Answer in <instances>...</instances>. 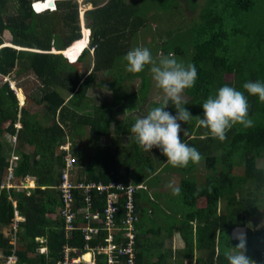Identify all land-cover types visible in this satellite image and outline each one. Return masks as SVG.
<instances>
[{"label":"trees","instance_id":"1","mask_svg":"<svg viewBox=\"0 0 264 264\" xmlns=\"http://www.w3.org/2000/svg\"><path fill=\"white\" fill-rule=\"evenodd\" d=\"M8 1L0 0V77L8 76L17 65L16 74L29 71L40 85L39 95L31 98L32 104L41 105V114L50 123L42 125L37 111L26 105L18 107L8 81L0 83V186L12 151L17 155L11 162L14 178L31 175L35 184L28 190L1 189V257L15 255L13 264H44L59 258L65 244L84 250L82 234L77 228L80 219L74 222L76 228L66 238L63 219L50 218L49 214L55 213L61 204L59 192L54 188L63 168L64 151L58 147L82 134L86 126L93 153L87 156L84 167L77 170L78 179L84 171L83 178L88 181L104 184L121 181L144 186L134 193L136 264H182L184 260L186 264H228L224 252L236 243L231 232L237 227L246 228L247 254L256 264H264V232L251 230L247 225L248 217L257 214L264 197V167L256 164L257 160L264 159V103L243 89L245 82H264V17L257 21L247 18L256 15L261 7L264 15V0H185L190 6L183 0H82L83 5H91L83 13V29L85 32L89 29V37L86 48L82 43L69 50L74 62H68L66 51L82 37L75 0H56L49 6L52 9L55 4L54 10L41 13L33 12L29 4L36 1L39 3L36 7L44 8L45 5L40 4L47 0H12L15 2L12 10ZM197 6L195 18L188 20L182 14L185 8L194 11ZM176 10L180 11V24L174 30H164V35H158L155 43L151 39L144 47L149 48L154 57L158 52L163 55L171 52L175 56L189 53L188 63L195 65L198 78L195 86L183 94L184 106L192 113V118L182 125L185 134L180 133V136L183 142L197 149L204 167L213 174L194 177L191 171L196 164L191 162L185 168H175L181 175L177 185L180 193L167 198L169 213L162 210L166 217L165 220L161 217L162 226L154 214L159 207L149 197L147 187L157 184L158 166L163 164L161 170L169 164L164 158L160 163H153L150 152H144L130 139V128L136 116L127 115V110L139 112L142 109L150 88V74L147 68L139 74L128 73L121 58L129 51L127 45L136 38L138 30L147 26L150 16L157 15L158 11ZM4 31L9 34L8 42L2 40ZM176 35L188 36L183 49L172 46ZM227 40L233 44L229 45ZM59 52H64L66 58ZM89 54L91 60L86 61L84 58ZM228 74L231 78L225 79L224 75ZM134 78L139 80L138 88L129 91V82ZM224 85L245 92L253 126L245 128L237 124L221 142L199 127L196 118L202 115L201 105L207 97L215 95ZM90 88L107 89L110 100L94 105L91 115L72 110L71 106H88ZM17 91L23 99L21 91ZM159 103L160 99L148 101L143 115ZM169 110L175 111L171 102ZM16 120L20 122L18 129L14 127ZM5 132L11 136L16 134L14 149L1 141ZM111 133L127 135L129 142L123 146L97 143L99 137H108ZM25 145L30 150H24ZM70 152L76 165L77 159L82 157L81 150L71 142ZM234 167H241L242 173L235 174ZM73 194L75 205H82L81 196ZM100 198V195L95 197L92 209ZM219 201L223 202V207L216 211ZM99 205L102 208L103 204ZM148 206L152 208L151 214ZM118 208L117 219L124 211L121 201ZM14 211L22 217L15 231L9 228ZM100 232V241L90 240V246L101 243L105 232ZM174 232L181 236L183 247L173 251L161 249L162 235L171 237ZM41 236L45 238L46 254L36 253L40 243L35 238ZM11 238H14L13 244ZM195 251L200 255L196 256Z\"/></svg>","mask_w":264,"mask_h":264},{"label":"clouds","instance_id":"2","mask_svg":"<svg viewBox=\"0 0 264 264\" xmlns=\"http://www.w3.org/2000/svg\"><path fill=\"white\" fill-rule=\"evenodd\" d=\"M34 2L36 1H31L29 5L35 13L52 11L55 8L54 4L52 9L47 7L42 11H36L33 8ZM87 36L89 37V33ZM87 43L84 48L87 47ZM121 59L128 73L139 74L147 68L156 89L161 93L159 105L150 108L143 117L135 119L130 128V139L144 152L159 150L166 158L167 164L174 168H185L189 162L198 164L202 159L201 154L183 142L180 136L184 131L182 125L192 118V113L184 106L186 101L183 94L186 89L195 86L198 78L195 65L179 60L171 52L154 57L151 50L143 46L130 49ZM243 89L250 96H258L259 101L264 103V82L248 81L243 84ZM170 102L175 109L174 112L169 110ZM201 108L202 115L197 116V125L206 129L207 134L213 139L221 142L226 139L227 132L233 126L237 124L245 128L253 126V121L248 115V97L244 91L234 87L224 85L218 88L215 95L207 97ZM168 187L173 195H179L178 187L172 183H169ZM231 238L236 240V243L224 252L228 264H256L247 254L246 234L234 233Z\"/></svg>","mask_w":264,"mask_h":264},{"label":"rangeland","instance_id":"3","mask_svg":"<svg viewBox=\"0 0 264 264\" xmlns=\"http://www.w3.org/2000/svg\"><path fill=\"white\" fill-rule=\"evenodd\" d=\"M49 0L46 1V4L45 6L46 7H49L47 2ZM78 4V18H79V24H80V28H83V13L86 9H89L91 8V5L90 4H86V5H83L82 4V0H75ZM198 2H200V0H197ZM183 3H185V0H183ZM176 6V3H174ZM186 5L190 6L189 4V1L188 3L186 2L185 3ZM182 5V3H181ZM51 6V5H50ZM8 7L11 8H14L15 7V2L10 0L8 1ZM38 11H42L45 9L42 8V7H36ZM199 9V6H197V8L194 10V11H191L189 8H185V10H183V13L187 19H192V18H195L197 16V11ZM180 11L179 10H176L175 11H166V12H161V11H158L157 12V15L155 16H150L148 19V22H147V26L146 27H142L138 30L137 32V36L136 38L131 42H129V44L127 45V49L130 50L134 47H137V46H145L147 42H149L151 39V42L152 43H155L157 40H158V35H164L163 31L164 30H167V29H172L174 30L176 25L177 24H180ZM262 18L264 17V15L262 14V7L256 12V15L252 14V15H249L247 18L250 20V21H254L259 18ZM182 25V24H181ZM180 27V25L178 26V28ZM82 30V31H81ZM81 33H82V38L81 40H83L81 43L85 44L86 46V43H87V39H88V33L89 31L87 30L86 32L84 31V29H80ZM85 32V33H84ZM173 33V32H172ZM175 33V31H174ZM2 37V40L3 41H6V40H9V34L7 31H4L1 35ZM188 36H183V35H176L174 36V38L172 39V46L174 47L175 45H178L180 49H183V47H185V39L187 38ZM180 38V40L178 39ZM230 38L232 39V36H230ZM226 43H229V45L233 44V41L231 40H227ZM79 45H77L75 42L73 43L72 47L70 49H74L76 47H78ZM183 46V47H182ZM69 49V50H70ZM91 54V50L89 52ZM87 55L84 59L87 61H90L91 60V55ZM160 53L158 52L156 55H159ZM189 53H187L186 55H182V56H176L179 60H183L185 63H188L189 62ZM191 55V53H190ZM71 57V55H70ZM90 59V60H89ZM67 60V59H66ZM70 62H72V59L69 58L68 59ZM67 60V61H68ZM19 65H17L15 67V69H18ZM12 70L10 72V74L8 76H5V77H0V83L3 81V80H9L10 82H13L15 83L16 86H18L16 89L20 90L21 93H22V96L24 97V105H26L30 110L32 111H37V116H38V119L40 120V123L42 125H48L50 123L49 119L45 118L42 116L41 114V105H35V104H32V101H31V98H35L39 95V92H38V88L40 87L39 85V82L36 81L34 79V76L29 72V71H25L23 70L22 72H19V74H16L15 71L16 70ZM150 76V75H149ZM225 79H230L231 78V75H224ZM150 79H151V76H150ZM127 83V82H126ZM129 84L131 85V87L129 88V91H132L134 89H137L138 88V85H139V80L138 78H134L132 79L131 82H129ZM149 84H150V88H149V91H148V94L145 98V102L143 103V106H142V109L138 112V111H131V110H127V115H130L131 117L132 116H136L137 117H143V113L146 111V105H147V102L148 101H158L161 97V93L160 91L156 89L155 87V84L154 82L152 81H149ZM13 90V92L15 93V89L13 88V84H10ZM61 91V90H60ZM63 92V91H61ZM64 93V92H63ZM88 106L85 107V108H76L74 110H76V112H79L81 114H85V115H91L92 114V111H93V106L94 105H99L103 102H108L110 100V91H108L107 89H103V88H90L88 90ZM15 95V94H14ZM17 97V96H15ZM30 97V98H29ZM17 99V98H16ZM19 101L20 103H22V99L21 97H19ZM17 100V103L19 102ZM6 123H3V126H5ZM111 126V125H110ZM84 133L78 135L77 137H74L73 140H66L63 144H66L68 146V149L70 150V143L73 142V144L80 150H82V156H83V159L76 162V165L80 164V163H83L84 162V158H86L88 155H90L91 153H93V146L92 145H89L88 144V141H90V138L89 136L86 134V130L87 128L84 127ZM111 129V127H110ZM184 133V132H183ZM11 142L13 141V139H11ZM1 141L3 142V144H5L4 142V139L3 137H1ZM105 142H109V144L112 143V145H126L128 142H129V136L127 135H114V134H110V136L106 137V136H101L98 138L97 140V143L98 144H103ZM13 144L15 142H12ZM11 145V147L14 149V145ZM58 149L60 150V148L58 147ZM15 154V152H14ZM150 155L152 157V162L153 163H160V160L162 158L166 159L164 156H162L159 152V150L157 151H154L152 150V152H150ZM166 162V161H165ZM257 166L259 167H264V159H259L257 160ZM75 165V167H76ZM161 167H159L158 169H160ZM75 170V169H74ZM219 169L216 170V172L214 174H218ZM233 172L235 174H241L242 173V170H241V167H234L233 169ZM191 174L195 177V176H205V175H212L213 172H211L208 168H205L204 167V160L201 159V161L196 164V168L191 171ZM157 175L159 176V180L157 181V184L153 187H147V191H148V194H149V197L152 198L158 205V209L157 212H154V215L156 217V220H158L160 222V224L162 226H164L163 224V219L165 220L166 217L164 216L163 214V211H166V213H169L168 209H169V206L167 205V198L168 197H172L174 196L173 193H172V190L168 187L169 183H172L174 186L177 187L179 181H180V177L181 175H179L178 171L172 167L171 165H166L165 168L159 170L157 172ZM5 177V175H4ZM30 177H23V178H20V179H15L14 180V183H19L18 181L21 180V181H25L26 182V187L28 188L30 185L29 183H32L30 180ZM4 180V179H3ZM8 190L4 184L0 187V197L3 193H1L2 190ZM26 189V188H24ZM27 190V189H26ZM6 191H4L5 193ZM7 193V192H6ZM154 193V195H153ZM6 198H9V196H6ZM204 202H199V204H202ZM223 207V202L222 201H219L218 204H217V208H216V211H218L219 209H221ZM152 208L150 206H148V212L149 214H151ZM163 210V211H162ZM159 211V212H158ZM167 215V214H165ZM161 217L163 219H161ZM169 217V216H167ZM247 225L248 227H250L251 230H255V229H262L263 232H264V197L262 198V202H261V205L259 206L258 208V211H257V214L254 215V216H249L248 219H247ZM245 227H237L235 228L232 232H231V237L233 236L234 233H242V234H245ZM7 229H3L4 233L7 234L6 232ZM164 231V230H162ZM162 235V234H161ZM173 237H166V236H163L162 235V248L161 249H164V248H170L172 251L173 250H176V249H179V248H182L184 243H183V240L181 238V236L174 232ZM13 238H11L10 240L12 241ZM194 254L197 256H199L200 254L198 252H194ZM0 259H3L1 257V253H0ZM172 259V258H171ZM174 262V261H173ZM184 262H186L185 260L183 261L182 264H184ZM0 264H2L0 262Z\"/></svg>","mask_w":264,"mask_h":264},{"label":"built area","instance_id":"4","mask_svg":"<svg viewBox=\"0 0 264 264\" xmlns=\"http://www.w3.org/2000/svg\"><path fill=\"white\" fill-rule=\"evenodd\" d=\"M16 129L18 123H14ZM12 142H15V136H11ZM63 153V168L61 170L59 182L56 186L61 201L59 207V216L63 219L65 230H73L76 227L74 222L81 213V217L86 220L85 225H79L82 237L85 241L86 253L69 255L74 248L64 247L62 254L56 260L45 262L44 264H136L134 261V222L137 220V214L134 211V193L137 189L143 188L142 184L123 183L121 181H110L108 183L100 182H73L72 173L74 172V157L66 144L59 146ZM17 159V156L11 153L9 165L6 168V174L1 186L6 188H27L26 180L14 183L11 162ZM0 186V187H1ZM74 192L81 195L82 206L75 207ZM102 196L103 207L101 211H92L95 197ZM121 201L124 209L122 217L117 219L116 214L119 211L118 203ZM13 219L9 228L15 231L16 223L20 220L16 211L13 213ZM87 221H97L100 226L90 225ZM100 231L105 234L101 243L90 246L88 242ZM42 241L40 237L35 238ZM14 243V238L10 241ZM16 262V256L11 254L3 258L2 264H13ZM186 264V262H184Z\"/></svg>","mask_w":264,"mask_h":264},{"label":"crops","instance_id":"5","mask_svg":"<svg viewBox=\"0 0 264 264\" xmlns=\"http://www.w3.org/2000/svg\"><path fill=\"white\" fill-rule=\"evenodd\" d=\"M83 28H85V27H83ZM82 28V29H83ZM82 38V37H81ZM7 42H8V40H6ZM4 42V41H3ZM10 44V43H9ZM2 45H4V44H2ZM11 45V44H10ZM16 48H17V46H16ZM8 81V84H9V86L11 87V85L10 84H13V88L15 89V96H16V88L18 87V86H16L15 85V83H13V82H10L9 80H7ZM19 88V87H18ZM12 89V88H11ZM157 91H158V89H157ZM17 98V97H16ZM17 100L19 101V99L17 98ZM25 103H24V97H23V99H22V103H20V101L17 103V106L18 107H21V106H23ZM76 108H78V109H80V107H74V106H71V109L72 110H74V109H76ZM74 111H76V110H74ZM77 113H79V112H77ZM79 114H81V113H79ZM85 115V114H84ZM6 123V122H5ZM14 123H18L19 124V127H20V122L18 121V120H16ZM6 125V124H5ZM86 127V126H85ZM87 128V127H86ZM87 130H88V128H87ZM86 130V131H87ZM83 132L82 133H84V129L82 130ZM184 132V131H183ZM183 132H181V135H184L185 133H183ZM86 134H87V132H86ZM14 136L16 135L15 133L13 134ZM12 135V136H13ZM10 138H11V134H9V133H7V132H5V133H3V139H4V141L6 142V143H8V144H10V145H12L13 143L11 142V140H10ZM13 145H15V143L13 144ZM14 148H15V146H14ZM24 150H30V147L28 146V145H25L24 147ZM154 151H157V149H153ZM11 153H13L14 154V152L12 151ZM11 153H10V155H11ZM81 153H82V150H81ZM16 155V154H15ZM17 156V155H16ZM9 158H10V156H9ZM83 159V156L81 157V159H77V162L78 161H80V160H82ZM87 160V157L86 158H84V162L83 163H80L79 165L77 164V169L72 173V181L73 182H83V183H87V182H93V181H88V180H85V178H83L84 177V175H85V173H84V171L83 172H80L81 173V176L82 177H80L79 179H78V172H77V170H80V168L81 167H84V164L86 163L85 161ZM164 161H166V159H164ZM164 161H163V163H164ZM163 164H161V166H162ZM81 166V167H80ZM161 166H158V168L159 167H161ZM79 168V169H78ZM157 168V171H159V169ZM27 177H30V181L32 182V185H30L28 188H26L27 190L29 189V188H33L34 186H35V184H34V177L33 176H31V175H27ZM57 186V185H56ZM56 186H54V188L57 190V188H56ZM78 196H81L80 194H78ZM82 198V197H81ZM100 199H101V202H100ZM99 199V204L101 203V204H103V199L102 198H100ZM96 201V200H95ZM94 201V202H95ZM98 202V201H97ZM75 203H76V199H75ZM97 205L96 206V208L95 209H92L91 208V210L92 211H95V210H98V211H101L102 210V208H99V206L100 205ZM83 205V204H82ZM82 205H75V207H79V206H82ZM94 206V205H93ZM103 207V206H102ZM58 211H59V208L55 211V213H52V214H49V217L50 218H55V217H57V216H59V213H58ZM17 213V212H16ZM17 215H18V213H17ZM19 216V215H18ZM20 217V220H22V217L21 216H19ZM77 219H80V221H79V225H85V224H87L86 223V220L85 219H83L82 217H81V213H79L78 214V217H76V220ZM87 222H89L88 224H90V225H95V226H100L101 225V223H99V222H97V221H87ZM63 230H64V235H65V237L66 238H68V237H70L71 236V232H72V230H65L64 229V227H63ZM74 230V229H73ZM101 233V232H100ZM99 233L95 236V237H93L91 240H93V239H98L99 240ZM171 237H173V236H171ZM41 239H42V241H38V240H36L35 239V241H37L38 243H40V246H38L37 247V249H36V253H39V254H46L47 253V247H46V244H45V238L44 237H40ZM82 239H83V237H82ZM83 241H84V239H83ZM100 241V240H99ZM100 243V242H99ZM98 243V244H99ZM88 244H89V242H88ZM95 245H97V244H95ZM68 247V248H74V250L73 251H70L69 252V255H71V256H74V255H76V254H80V253H86L87 252V248L85 247V241H84V245H83V251H81L80 250V248H77V247H75V246H70V245H67V244H65L64 246H63V248L64 247ZM63 251V250H62ZM62 254V253H61ZM86 255H87V253H86ZM60 257V256H59ZM47 262H49V261H47Z\"/></svg>","mask_w":264,"mask_h":264},{"label":"bare ground","instance_id":"6","mask_svg":"<svg viewBox=\"0 0 264 264\" xmlns=\"http://www.w3.org/2000/svg\"><path fill=\"white\" fill-rule=\"evenodd\" d=\"M36 4H39V3H35L34 2V4H33V8L36 10L37 8H36ZM46 4V3H45ZM45 4H40V5H42V6H44ZM45 8H47L46 6H45ZM37 11V10H36ZM82 29V28H81ZM82 31V30H81ZM85 33V32H84ZM81 36H82V33H81ZM83 40H78V41H76L75 43L77 44V45H80V44H82L81 42H82ZM73 45V44H72ZM72 45H71V47H72ZM71 47H69L68 49H67V51H66V53H67V55L66 56H68V58H70L69 57V49L71 48ZM62 53H64V52H62ZM73 61V60H72ZM74 62V61H73ZM16 95H17V97H18V99H19V94H18V91H17V89H16ZM29 185H32V183H29ZM84 257H87V255L86 254H84Z\"/></svg>","mask_w":264,"mask_h":264},{"label":"water","instance_id":"7","mask_svg":"<svg viewBox=\"0 0 264 264\" xmlns=\"http://www.w3.org/2000/svg\"><path fill=\"white\" fill-rule=\"evenodd\" d=\"M47 4H48V6H50V5H53V0H49L48 2H47ZM61 53V52H60ZM62 54V53H61ZM63 55V54H62ZM64 56V55H63Z\"/></svg>","mask_w":264,"mask_h":264}]
</instances>
